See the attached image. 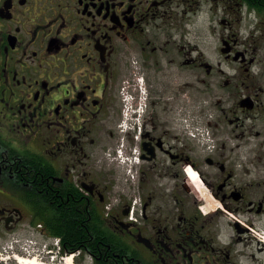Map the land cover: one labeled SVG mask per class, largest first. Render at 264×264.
Masks as SVG:
<instances>
[{
    "label": "flooded vegetation",
    "instance_id": "af4514ba",
    "mask_svg": "<svg viewBox=\"0 0 264 264\" xmlns=\"http://www.w3.org/2000/svg\"><path fill=\"white\" fill-rule=\"evenodd\" d=\"M14 252L264 264L260 3L0 0L1 264Z\"/></svg>",
    "mask_w": 264,
    "mask_h": 264
},
{
    "label": "bare ground",
    "instance_id": "6f19581e",
    "mask_svg": "<svg viewBox=\"0 0 264 264\" xmlns=\"http://www.w3.org/2000/svg\"><path fill=\"white\" fill-rule=\"evenodd\" d=\"M189 171H190V177H191V179L194 182H197L198 179H200V178H198L197 172H195L193 170H189ZM14 258L16 259V261H17L18 264H38L37 260H35V259H28V258L22 257V256H17V257H14ZM71 259H72L71 257H68L67 258V261L70 263L71 262Z\"/></svg>",
    "mask_w": 264,
    "mask_h": 264
},
{
    "label": "trees",
    "instance_id": "16d2710c",
    "mask_svg": "<svg viewBox=\"0 0 264 264\" xmlns=\"http://www.w3.org/2000/svg\"><path fill=\"white\" fill-rule=\"evenodd\" d=\"M250 4H254L256 6H259L260 3V7L264 8V0H247Z\"/></svg>",
    "mask_w": 264,
    "mask_h": 264
},
{
    "label": "rangeland",
    "instance_id": "374dc122",
    "mask_svg": "<svg viewBox=\"0 0 264 264\" xmlns=\"http://www.w3.org/2000/svg\"><path fill=\"white\" fill-rule=\"evenodd\" d=\"M9 263H13V260H10V261L8 262V264H9ZM14 264H17V262H15Z\"/></svg>",
    "mask_w": 264,
    "mask_h": 264
}]
</instances>
